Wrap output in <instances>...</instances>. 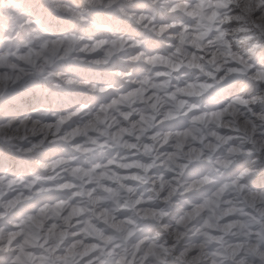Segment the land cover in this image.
<instances>
[{
    "label": "clouds",
    "instance_id": "clouds-1",
    "mask_svg": "<svg viewBox=\"0 0 264 264\" xmlns=\"http://www.w3.org/2000/svg\"><path fill=\"white\" fill-rule=\"evenodd\" d=\"M0 264H264V0H0Z\"/></svg>",
    "mask_w": 264,
    "mask_h": 264
}]
</instances>
